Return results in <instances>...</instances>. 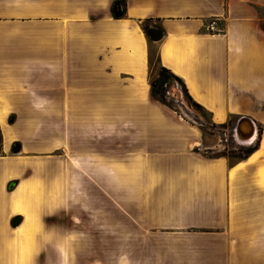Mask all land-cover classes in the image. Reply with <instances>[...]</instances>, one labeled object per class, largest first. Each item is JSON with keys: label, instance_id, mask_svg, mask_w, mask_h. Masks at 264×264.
I'll return each instance as SVG.
<instances>
[{"label": "crops", "instance_id": "0c3cea01", "mask_svg": "<svg viewBox=\"0 0 264 264\" xmlns=\"http://www.w3.org/2000/svg\"><path fill=\"white\" fill-rule=\"evenodd\" d=\"M158 66L212 123L250 117L257 148L204 155L150 99ZM0 138V264H71L72 241L73 264L87 242L96 264H264V0H0ZM92 194L101 218L82 219Z\"/></svg>", "mask_w": 264, "mask_h": 264}, {"label": "rangeland", "instance_id": "374dc122", "mask_svg": "<svg viewBox=\"0 0 264 264\" xmlns=\"http://www.w3.org/2000/svg\"><path fill=\"white\" fill-rule=\"evenodd\" d=\"M148 58H149V62L150 64H152V66L156 65V49L154 47V45H151V47L149 48V52H148ZM168 94L170 95V97H172L174 99L173 101V107L172 108H168L170 110H172L173 112H175L179 117H181L182 119H186L190 122H192L193 124H195L198 127L201 126H207L208 128H205L202 132L203 134L207 137L208 143L210 145H216L215 148L213 150H211L210 152L207 153V155L209 156H216L220 153H224L226 155V158L230 161L233 162L235 159L233 157H228L231 155V153L237 154L238 150L236 148L239 147V145L236 143V141L234 140L232 134H231V126L233 125V123L235 122V118H232L230 123L228 126L222 128L220 126H218L215 123H212V121L210 120V116L207 112L204 111H200L196 108H194L193 106H190L185 99L182 97V95L178 92V90L176 88H169L168 89ZM213 124V125H211ZM61 153V152H60ZM73 160V159H72ZM72 167L74 168V171H77L78 168V164L77 161H71L70 162ZM77 182V180H76ZM73 185V182H72ZM78 187L76 188L77 191ZM58 195V198H61V194L59 195V192L57 191L56 196ZM79 194L76 193H72L71 196V200L75 199V197H77ZM95 199V195H88L87 196V202H88V206H90L91 210L86 211L85 213H82L83 215L81 216V218L83 219H100L101 218V213L100 211L97 212L94 209V200ZM101 204V203H100ZM74 211V210H73ZM77 212V209L75 210ZM75 213V212H74ZM98 213V215H97ZM74 216H70L68 214V211H56V215L55 218L59 219V220H63V219H68V218H73ZM77 243L75 242H71L70 243V256H71V264L74 263V250L73 247L76 245ZM61 247L64 246L63 242L60 244ZM69 244H66V246L68 247ZM84 246V248L81 251V253L85 256L84 259H87V264H96L98 261H96L95 258V247H94V242H87L82 244ZM65 247L66 250H68V248ZM30 244H22V252L26 253L30 251ZM104 261V264H111V253L108 249V251H104L102 252L101 255ZM58 255L56 254V260H57ZM83 260V259H82ZM63 261V260H61Z\"/></svg>", "mask_w": 264, "mask_h": 264}, {"label": "trees", "instance_id": "16d2710c", "mask_svg": "<svg viewBox=\"0 0 264 264\" xmlns=\"http://www.w3.org/2000/svg\"><path fill=\"white\" fill-rule=\"evenodd\" d=\"M116 3H117V1H114L112 3V6ZM148 25H149V19H146L142 22L141 28L144 32H145ZM155 26H157V25H155ZM157 27H159V26H157ZM169 88H176L178 90V92L182 95V97L185 99V101L190 106H193L194 108H196L200 111L207 112L206 110H204V108L200 104H198L197 102H195L191 98V96L187 92V89L184 85L183 80L179 76L173 74L170 70H168L167 68H165L163 66H158L155 74L152 75L149 79V97H150V99L152 101H156V102H158V103H160V104H162L168 108H172L174 99L172 97H170V95L168 94ZM12 117L13 116H10L9 119L11 120ZM230 121L231 120H229L226 123H221V124H217V125L224 128V127L228 126L229 124H231ZM211 125H213V124H211ZM199 128L203 131L205 128H208V127L204 125V126H201ZM257 144H258V140L255 139L254 143L250 146H247V147L239 146L238 148H236L238 150V153L237 154L231 153V155L228 157H233L235 159L233 162H238L240 160H243L257 148ZM210 151L211 150L205 151V152H203V154L209 158L221 157V156L226 157V155L224 153H220L216 156H209V155H207V153Z\"/></svg>", "mask_w": 264, "mask_h": 264}, {"label": "water", "instance_id": "95a60500", "mask_svg": "<svg viewBox=\"0 0 264 264\" xmlns=\"http://www.w3.org/2000/svg\"><path fill=\"white\" fill-rule=\"evenodd\" d=\"M124 6L117 2L111 7V13L115 18H121L124 15ZM145 35L151 42H158L163 37V31L161 28L149 24L145 30ZM9 122L12 121L9 119ZM231 134L239 146L247 147L254 143L256 136V124L248 116H239L235 119V122L231 126ZM20 151V144L14 143L11 147V152L16 154ZM13 187V184L9 185V189ZM19 218H17V221Z\"/></svg>", "mask_w": 264, "mask_h": 264}, {"label": "built area", "instance_id": "2783aa9c", "mask_svg": "<svg viewBox=\"0 0 264 264\" xmlns=\"http://www.w3.org/2000/svg\"><path fill=\"white\" fill-rule=\"evenodd\" d=\"M206 29L210 32H218L219 29L216 27L214 21H210L206 25Z\"/></svg>", "mask_w": 264, "mask_h": 264}]
</instances>
